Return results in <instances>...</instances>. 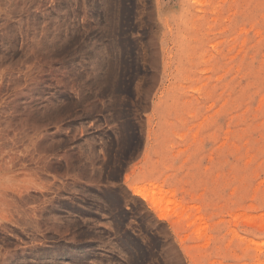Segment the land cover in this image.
<instances>
[{"label":"rangeland","instance_id":"1","mask_svg":"<svg viewBox=\"0 0 264 264\" xmlns=\"http://www.w3.org/2000/svg\"><path fill=\"white\" fill-rule=\"evenodd\" d=\"M0 264H264V0H0Z\"/></svg>","mask_w":264,"mask_h":264}]
</instances>
